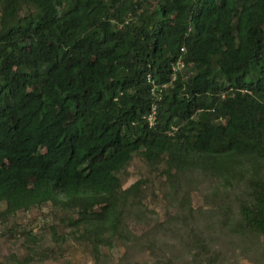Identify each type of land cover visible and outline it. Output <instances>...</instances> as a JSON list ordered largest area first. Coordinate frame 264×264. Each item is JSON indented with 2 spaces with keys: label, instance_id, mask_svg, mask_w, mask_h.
<instances>
[{
  "label": "trees",
  "instance_id": "trees-1",
  "mask_svg": "<svg viewBox=\"0 0 264 264\" xmlns=\"http://www.w3.org/2000/svg\"><path fill=\"white\" fill-rule=\"evenodd\" d=\"M27 1L0 0V217L59 209L94 264H112L102 249L113 243L118 264L133 252L150 255L144 264H264V0H158L160 22L136 14L139 0H30L36 12L19 18ZM179 56L187 76L176 78ZM215 75L227 91L214 104ZM171 146L234 202L212 224L169 195L164 209L178 212L133 235L123 214L140 210L138 184L120 191L115 173L140 149L158 164ZM67 237L50 228L53 247Z\"/></svg>",
  "mask_w": 264,
  "mask_h": 264
},
{
  "label": "rangeland",
  "instance_id": "rangeland-1",
  "mask_svg": "<svg viewBox=\"0 0 264 264\" xmlns=\"http://www.w3.org/2000/svg\"><path fill=\"white\" fill-rule=\"evenodd\" d=\"M139 4L140 9H138L136 14L141 15L144 20L149 19L150 22L165 21V17H163L158 10V0H139ZM217 4L221 6V0H217ZM35 12V5L28 0L20 9L18 15L19 18H23ZM169 21L178 25L179 17L176 16V14H172ZM187 26L188 32L194 31L189 23ZM173 71L177 74L176 78L178 76H187H185L186 73L184 74L185 66L184 68L176 66L173 68ZM173 80L172 77L171 81ZM211 81V91L213 95L207 98V102L212 98L211 100L215 104L218 99H223L227 90H224V86L221 83L224 82L222 76L215 75ZM57 108L59 107L57 106ZM70 117L71 115L68 114V119ZM182 122L183 121H178L179 124ZM224 122L223 120L220 121V123ZM163 149L164 147L158 150L159 154L162 153V157L160 158L161 161L158 164L145 157L143 150L140 149L132 154L130 162L127 163L124 168H121L115 173L120 180V191L128 189L135 183L138 184V196L141 199V208L140 210L138 208L129 209V212L126 210L123 214V217L125 215L129 216L127 220L129 231H131L133 235L140 236L145 230H150L152 228L153 225L151 224L162 221L164 212L172 216L176 214L178 210L175 211L173 207H169V212L166 208L164 209L163 201L165 199L167 200L169 195H185L192 209L197 211H209L211 215H207L203 218L207 222L215 224L220 216V210L230 206L234 200L230 199L224 190L216 197H213L208 188L213 177L188 168L189 165L181 160V155L173 151L175 149L174 147L169 148V151H173L169 153ZM104 158L105 152H101L97 160ZM166 160H169V174L167 172L169 170L167 169L168 164ZM188 161L193 163V161L196 160L189 158ZM214 185H217V183H214ZM226 189L230 190L229 187ZM169 200V203L172 204L170 198ZM178 200L179 203H181L184 199ZM4 209L5 205L1 203L0 213L4 211ZM212 217H214V219ZM67 218L68 216L65 213L61 212L59 209L49 207L48 205L40 208L34 207L25 211L18 210L7 217L1 216L0 264H6L5 260L12 254L16 255L20 260L31 257L30 264H94V260L90 257L87 245L81 240L77 242L74 241L72 234L70 235ZM52 227L56 229L58 234H62L64 237L68 236L67 241L60 248L53 247L51 243L50 228ZM30 233L38 236L39 250L38 248H34V245H26L27 243L24 242ZM260 242L263 245L264 259V237L261 238ZM102 250L109 255L112 264H118L124 254V248L117 243H113L111 246H104ZM33 252L36 253L34 259ZM149 256L147 252H133L131 255L132 260L128 263L144 264L146 260H150ZM238 261L239 264H252L242 258L238 259ZM123 263L125 264L126 262L124 261Z\"/></svg>",
  "mask_w": 264,
  "mask_h": 264
},
{
  "label": "clouds",
  "instance_id": "clouds-1",
  "mask_svg": "<svg viewBox=\"0 0 264 264\" xmlns=\"http://www.w3.org/2000/svg\"><path fill=\"white\" fill-rule=\"evenodd\" d=\"M181 53L184 52V49L181 48L180 50ZM182 56H179L178 59H177V62H176V65L173 66L176 67V66H179L181 68H184V62L182 61L181 59ZM172 68V70H173ZM174 72V71H173ZM150 76H151V73H148L146 75V84L147 86H151L152 85V79H150ZM175 76V75H174ZM173 76V79H175V77ZM149 79V80H148ZM172 81H170L168 84H164V85H161V89L162 88H167V87H170L172 84H171ZM155 88H151V90L153 91ZM156 109H157V104L156 102H154L152 105H151V108L149 110V112H147L145 114V116L143 117V121L147 124L148 128H153L155 126V119H156ZM175 130V129H174Z\"/></svg>",
  "mask_w": 264,
  "mask_h": 264
}]
</instances>
